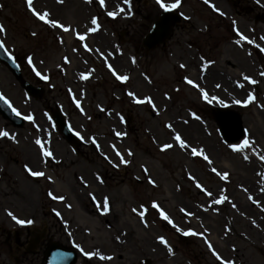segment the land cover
Wrapping results in <instances>:
<instances>
[{
    "label": "rangeland",
    "instance_id": "1",
    "mask_svg": "<svg viewBox=\"0 0 264 264\" xmlns=\"http://www.w3.org/2000/svg\"><path fill=\"white\" fill-rule=\"evenodd\" d=\"M202 2L181 0L178 9L190 19L178 22L165 45L148 51L143 38L163 10L156 0H104L103 7L100 0H34L37 11L49 12L68 32L37 19L26 0H0L6 30L0 38L25 78L46 89L41 98L29 96L0 64L2 94L16 111L33 116L16 128L0 115V131L15 137H0V264H42L53 241L75 246L77 264H221L213 250L232 264H264V63L256 55L264 49V0H209L219 11ZM94 13L99 28L92 32ZM109 65L129 79L117 80ZM201 90L217 99L208 103ZM129 92L136 99L150 97L155 108L135 103ZM249 95L254 100L246 103ZM57 106L83 146L74 149L50 120ZM220 107L242 114L245 137L234 145L248 139L250 147L233 151L223 141L213 116ZM176 134L187 148L179 147ZM36 139L52 157H43ZM164 144L173 147L162 150ZM193 147L203 155L193 156ZM25 165L45 177H32ZM49 192L65 199L53 200ZM221 197L226 199L215 203ZM8 211L34 223L17 225ZM184 232L196 235L182 244Z\"/></svg>",
    "mask_w": 264,
    "mask_h": 264
},
{
    "label": "snow or ice",
    "instance_id": "2",
    "mask_svg": "<svg viewBox=\"0 0 264 264\" xmlns=\"http://www.w3.org/2000/svg\"><path fill=\"white\" fill-rule=\"evenodd\" d=\"M57 2H58V3H62L63 0H57ZM88 2H91V0H88ZM156 2H157V4L160 6V8H162L164 11H171V10H173V9H176V8H178V7L180 6V4H181V0H175V2L172 3V4H166V3L163 2V0H156ZM204 2L207 4V3L209 2V0H204ZM124 3H128V0H124ZM26 4H27L28 9L32 12V14H33L34 16L37 17V19L43 21L45 24H48V25H50V26L53 27V28H63V30H64L65 32H68V31H69V28H68V27H64L63 24H61L59 21H57V20H55V19H50V18H49V16H50V13H49V12H47V11H44V12H39V11H37V10L34 8V6H33V5H34V0H26ZM100 5H101V7L104 6V0H100ZM212 7L214 8V10L219 11L218 9H215V6H214V5H213ZM120 11L122 12V11H124V9L121 8ZM108 15H109L110 17L115 18L116 15H117V13H116V12H108ZM220 15H224V13H223V12H220ZM234 23H235V22H234ZM91 24H92V25H96L97 28L99 27V25H98V23H97V19H96L95 17H93V18L91 19ZM97 28H92V29H90V30H91V31H96ZM5 31H6L5 28H4L2 25H0V33H3V32H5ZM238 34H239V33H238ZM34 35H35V34H34ZM78 39L81 40V41H83V40L85 39V36H83V35H79V36H78ZM240 39H245V37L241 35V36H240ZM261 39H264V37H262ZM249 42H251V41H249ZM237 43H239V41H237ZM3 47H4V44H3L2 42H0V48H3ZM261 50L264 51V49H261ZM28 61H29V63L31 64V63H32V58L29 57V58H28ZM65 62L67 63V58H65ZM134 62H135V61L133 60V63H134ZM181 67H184V65H181ZM109 70L112 71V72H113V75L116 76V79L119 80V81H121V82H126V81L129 79V77L126 76V75H117V74L115 73V71L111 68V65H109ZM37 75L39 76L40 73L37 72ZM261 75H264V73H261ZM41 78H42V79H47V77H45V76H41ZM81 79H85V80H86V79H88V76H87V75H84V74H81ZM244 80L249 81V83H252V84H255V83H256L255 80H252V79H251L250 77H248L247 75L244 76ZM186 82H187L188 84L192 85L194 88L199 87V86H198L197 84H195L191 79H186ZM238 86L243 87V85H238ZM217 87H220V85H217ZM201 91H202L203 99H204L205 101H207L208 103H211L212 100L217 99L216 97H212L211 99H209V94H208L206 91H203V90H201ZM128 95L131 96V97H133L135 103H137V104H144V103H147V104H149V105H152L153 108H155V105H154V103H153V100H152L150 97H149V98H146V99H136L134 93H132V92H129ZM0 100H4L5 103H9L7 100L4 99V97H3L2 95H0ZM253 100H254V97H253L252 95H249L248 98H247L246 103H251ZM219 102H220V103H223V101H219ZM235 102H236L237 104L241 103V101H239V100H237V101H235ZM9 107H11V104H10V103H9ZM77 107H79V104H77ZM13 111L16 113L17 116L20 115V113H19L18 111H16L15 108H13ZM193 116H194V118L197 119V120L200 119V117H199V116H196L195 114H193ZM24 119H26V120H28V121H33V116H32V115H27V116L24 117ZM120 119H121V121H123V117H122V116L120 117ZM168 127H171V125H168ZM121 135H122V133H120V132H116V136L119 137V136H121ZM123 135H126V134H123ZM0 137H8V138H10V139L15 140V137H14V136H11V137H10V134H9L7 131H0ZM174 140L179 144V147H180V148L184 149V148H187V147H188V145L186 144V142L181 138L180 134H176V135L174 136ZM92 143H93V144L96 143L95 139L92 140ZM35 144L38 145V146L40 147V150H41V153H42L43 157H45V158H50V157L53 156V153H52L50 150H46L45 145L42 143V141H41L40 139H36V140H35ZM250 146H251V145H250V142H249L248 139H245V140L243 141V143H242L241 145H239V146H236V145H229V147H231L233 151H240V150H242L243 148H247V147H250ZM172 147H173L172 144H164L162 150H167V149L172 148ZM191 153H192L193 156L203 155V150H198L197 148L193 147V148H191ZM116 155L120 157V163H122V164H127V163H128V161H126V160L124 159V157L121 156V154H120L119 152H117ZM128 155L131 156V155H133V153H132L131 151H129V152H128ZM203 158H204L205 160H207L209 163H211V161L209 160V158H208L207 155H204ZM245 159H247V157H245ZM261 159H264V156H262ZM25 168H26V170L28 171L29 175H31L32 177H38V178H39V177H45V172H43V171L33 170V169L30 168L28 165H25ZM144 171L147 172V169L145 168ZM213 171L215 172L216 169H213ZM216 174L219 175V176H221V179H225V180H226V179L228 178V173H223V174L221 175V173L217 172ZM48 179H51V178L48 177ZM148 182H149L150 184H154V181H152L151 179H149ZM196 186H197L198 188L201 187V185H199V184H197ZM208 195L211 196V193L209 192ZM49 196H50L53 200H61V201H62V200L65 199V197L54 195L52 192H49ZM225 199H226V197H221V199L216 200L215 203H221V202H222L223 200H225ZM101 206H102V209H103V212H104V213H107V212L109 211V201H108V198H107V197L104 198V200L102 201V205H101ZM152 208H154V209H158V205H157L155 202H153V204H152ZM132 211H133V212H136L137 209H136V208H133ZM182 211H183V209H182ZM56 214H57V215H60L59 212H57ZM138 214H139L141 220L143 221V220H144V215H145V213H144L143 211H141V212H139ZM7 215H8V216H9V217H10V218H11V219H12L17 225H20V226H30V225H32V224L34 223V221H33L32 219H22V218H18V217L12 212V211H8V212H7ZM160 216H161L164 220H166L169 224H173V221H172L171 219H169L168 215H166L165 212L160 211ZM145 227H147V223H145ZM173 227H175L174 224H173ZM177 231H179V229H177ZM183 234H184V235H196V233H194V232H184ZM118 239H119V238H118ZM158 240H159V242H160L162 245H164V246L167 248L169 254H172L173 249L168 245L166 239H165L163 236H160V237H158ZM208 247H209L210 249H212V245H211V244H208ZM82 251H83V250H82ZM212 254H213V256L216 257V259H217L218 261H221V264H232L231 261H225V260H222L221 256H220L218 253H216L214 250H213ZM84 255L87 256V257H89V258H91V257L96 256V255H99V254H98V253H95V252H84ZM100 259H101V260H110V259H112V257H110V256H100Z\"/></svg>",
    "mask_w": 264,
    "mask_h": 264
},
{
    "label": "water",
    "instance_id": "3",
    "mask_svg": "<svg viewBox=\"0 0 264 264\" xmlns=\"http://www.w3.org/2000/svg\"><path fill=\"white\" fill-rule=\"evenodd\" d=\"M179 21L177 17L171 11L165 12L159 21H157L151 30L148 37H146L144 44L147 49L155 48L160 42L165 41L170 36V31L175 22ZM0 58L4 62L8 63L13 74L21 82L22 86L25 87L31 93L38 94L39 91L34 88L30 83L25 81L21 75L18 66L14 63L11 57L4 54L2 48H0ZM0 110L5 117L12 120L16 125H23V121L19 118H15L9 112L3 101L0 100ZM57 121L62 130L67 134L68 139L75 143L74 137L69 134L65 121L60 117L59 113L56 115ZM216 119L220 125L221 132L227 141H236L243 135V123L241 116L235 111H218L216 112ZM62 246L53 243L50 245L45 253L44 264H75L76 254L67 250L68 248H61Z\"/></svg>",
    "mask_w": 264,
    "mask_h": 264
},
{
    "label": "bare ground",
    "instance_id": "4",
    "mask_svg": "<svg viewBox=\"0 0 264 264\" xmlns=\"http://www.w3.org/2000/svg\"><path fill=\"white\" fill-rule=\"evenodd\" d=\"M209 78H211L210 76H209ZM90 213H93V211L91 210V212ZM103 214H107V213H103ZM83 218V217H82Z\"/></svg>",
    "mask_w": 264,
    "mask_h": 264
}]
</instances>
